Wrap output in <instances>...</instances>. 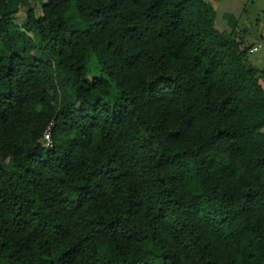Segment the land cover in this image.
Returning a JSON list of instances; mask_svg holds the SVG:
<instances>
[{
    "label": "trees",
    "instance_id": "trees-1",
    "mask_svg": "<svg viewBox=\"0 0 264 264\" xmlns=\"http://www.w3.org/2000/svg\"><path fill=\"white\" fill-rule=\"evenodd\" d=\"M227 20L0 0V264H264V69Z\"/></svg>",
    "mask_w": 264,
    "mask_h": 264
},
{
    "label": "rangeland",
    "instance_id": "rangeland-1",
    "mask_svg": "<svg viewBox=\"0 0 264 264\" xmlns=\"http://www.w3.org/2000/svg\"><path fill=\"white\" fill-rule=\"evenodd\" d=\"M211 3L215 7L217 25L221 30L231 31L227 16L233 15L237 19L235 35L245 37L247 42H253L257 37L264 35V0H222L219 4ZM35 7L37 15H41V7L39 5ZM14 19L19 26H23L26 14L21 12ZM261 41L262 49L251 54L250 60L264 68V38Z\"/></svg>",
    "mask_w": 264,
    "mask_h": 264
},
{
    "label": "crops",
    "instance_id": "crops-1",
    "mask_svg": "<svg viewBox=\"0 0 264 264\" xmlns=\"http://www.w3.org/2000/svg\"><path fill=\"white\" fill-rule=\"evenodd\" d=\"M206 1L219 4L220 1H222V0H206ZM260 38H262L261 40H263L264 35H263V36H260V37H257L253 42H251V43L254 44L253 47H258V50H257L256 52H252V53L250 52V54L257 53V52H259V51L262 49V47H263V43H262L261 40H259ZM252 64H254L255 66H257V67H259V68H261V69H264V68L260 67L259 65H257L256 63H253V62H252ZM263 83H264V81H263Z\"/></svg>",
    "mask_w": 264,
    "mask_h": 264
},
{
    "label": "built area",
    "instance_id": "built-area-1",
    "mask_svg": "<svg viewBox=\"0 0 264 264\" xmlns=\"http://www.w3.org/2000/svg\"><path fill=\"white\" fill-rule=\"evenodd\" d=\"M258 50V47H253L250 52H256ZM50 128L45 132L44 135V140H45V145L48 147L52 146V140H51V133H50Z\"/></svg>",
    "mask_w": 264,
    "mask_h": 264
}]
</instances>
